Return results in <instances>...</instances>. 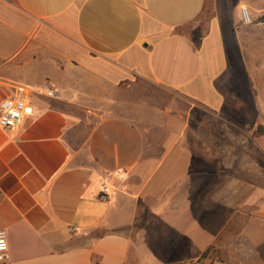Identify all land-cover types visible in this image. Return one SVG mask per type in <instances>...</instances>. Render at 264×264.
Masks as SVG:
<instances>
[{"label": "crops", "instance_id": "1", "mask_svg": "<svg viewBox=\"0 0 264 264\" xmlns=\"http://www.w3.org/2000/svg\"><path fill=\"white\" fill-rule=\"evenodd\" d=\"M227 11L224 0H0V103L18 85L41 93L30 117L0 126V264H264V139L251 137L264 18ZM49 85L60 100L43 96Z\"/></svg>", "mask_w": 264, "mask_h": 264}, {"label": "built area", "instance_id": "2", "mask_svg": "<svg viewBox=\"0 0 264 264\" xmlns=\"http://www.w3.org/2000/svg\"><path fill=\"white\" fill-rule=\"evenodd\" d=\"M240 18L243 23L250 24L252 22L251 14L245 7L240 9ZM14 94L11 97L4 99L0 103V126L4 129H12L16 127L24 118L30 117L33 108L30 102L31 97L40 96L41 93L30 90L28 87L18 85L13 87ZM44 97L51 100H60L61 95L58 90L49 85L43 94ZM112 196V187L110 183L104 182L99 192V199L102 201H109ZM0 260L4 259L8 251L7 233L0 230ZM195 264H198L197 262Z\"/></svg>", "mask_w": 264, "mask_h": 264}, {"label": "rangeland", "instance_id": "3", "mask_svg": "<svg viewBox=\"0 0 264 264\" xmlns=\"http://www.w3.org/2000/svg\"><path fill=\"white\" fill-rule=\"evenodd\" d=\"M225 1V3H226V6H227V8H228V14L229 13H238V14H240V9L242 8V7H245V8H247L248 10H249V12H250V14H251V11H252V8H262V9H264V0H224ZM256 6V7H255ZM211 15V11H210V9L208 8V9H206L199 17H198V19L196 20V22L194 23V24H196L197 22L199 23V24H203V22L209 17ZM264 18V16L263 15H259L257 18H253L252 16H251V19H252V22L251 23H253V21H256V20H262ZM246 85H247V83H246ZM231 90H232V88H231ZM230 90V91H231ZM148 91H149V93L150 94H157V95H160L161 96V102H162V105H164L165 104V106L166 105H168V104H172V99L168 96V94L166 93V92H164V91H162V90H158V89H153V88H148ZM235 101V100H234ZM248 116H250V119H249V125H252V123H253V115H248ZM226 117V116H225ZM223 118L222 119V121L225 119V120H227V121H229V122H231V123H234V124H236V119L235 118H232V117H230V116H228L227 118ZM222 121H220V122H222ZM258 127H261V129H263V130H260ZM214 130H213V132H214V136L216 135V136H220L222 133L220 132V130L219 129H217V128H219V127H215L214 126ZM231 133V132H230ZM232 133L234 134V133H236V132H234V131H232ZM219 134V135H218ZM250 136V135H249ZM251 137H261L262 139H264V114H262L261 115V120H260V122L259 123H256V125L254 126V129L252 130V133H251ZM264 141V140H263ZM225 142V144L226 145H223L222 147H221V149L220 150H223V154H225V155H227V153H228V151H230V153H235V150H236V148L235 147H233V145H229L226 141H224ZM218 149V147H214V149ZM233 149H235V150H233ZM215 153V152H214ZM262 153H264V145H262ZM217 159H219V158H217ZM222 159V158H221ZM219 161V160H218ZM199 163H202L203 164V167H204V169H208V168H210V167H208L207 166V164L206 163H203V162H198V164ZM227 162H225V164H226ZM264 163H262V165H263ZM216 165V163H214V166ZM215 167H217V170H219L218 169V165L217 166H215ZM214 168V167H213Z\"/></svg>", "mask_w": 264, "mask_h": 264}, {"label": "trees", "instance_id": "4", "mask_svg": "<svg viewBox=\"0 0 264 264\" xmlns=\"http://www.w3.org/2000/svg\"><path fill=\"white\" fill-rule=\"evenodd\" d=\"M200 37H201V33H200V30H199V27H196L193 31H192V41L194 42V44L196 46L199 45V41H200ZM260 130H263L261 129V127H258Z\"/></svg>", "mask_w": 264, "mask_h": 264}, {"label": "snow or ice", "instance_id": "5", "mask_svg": "<svg viewBox=\"0 0 264 264\" xmlns=\"http://www.w3.org/2000/svg\"><path fill=\"white\" fill-rule=\"evenodd\" d=\"M0 246H2V242H0Z\"/></svg>", "mask_w": 264, "mask_h": 264}]
</instances>
